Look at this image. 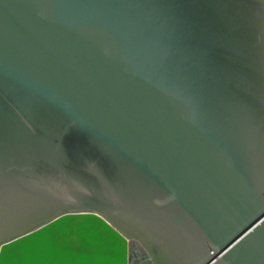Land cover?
Here are the masks:
<instances>
[{
  "label": "water",
  "instance_id": "water-1",
  "mask_svg": "<svg viewBox=\"0 0 264 264\" xmlns=\"http://www.w3.org/2000/svg\"><path fill=\"white\" fill-rule=\"evenodd\" d=\"M84 213L121 264H264V0H0V264Z\"/></svg>",
  "mask_w": 264,
  "mask_h": 264
},
{
  "label": "bare ground",
  "instance_id": "bare-ground-1",
  "mask_svg": "<svg viewBox=\"0 0 264 264\" xmlns=\"http://www.w3.org/2000/svg\"><path fill=\"white\" fill-rule=\"evenodd\" d=\"M40 238L58 264H121L123 241L97 216L85 213L67 216L41 234L10 247L3 264H46L38 251ZM61 250L64 252L57 255Z\"/></svg>",
  "mask_w": 264,
  "mask_h": 264
},
{
  "label": "flooded vegetation",
  "instance_id": "flooded-vegetation-1",
  "mask_svg": "<svg viewBox=\"0 0 264 264\" xmlns=\"http://www.w3.org/2000/svg\"><path fill=\"white\" fill-rule=\"evenodd\" d=\"M148 254L143 247L136 241L129 243V264H152L148 260Z\"/></svg>",
  "mask_w": 264,
  "mask_h": 264
}]
</instances>
